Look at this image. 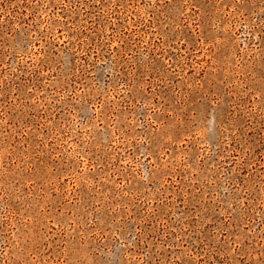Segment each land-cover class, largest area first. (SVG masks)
Here are the masks:
<instances>
[{
	"label": "rangeland",
	"instance_id": "obj_1",
	"mask_svg": "<svg viewBox=\"0 0 264 264\" xmlns=\"http://www.w3.org/2000/svg\"><path fill=\"white\" fill-rule=\"evenodd\" d=\"M0 264H264V0H0Z\"/></svg>",
	"mask_w": 264,
	"mask_h": 264
}]
</instances>
